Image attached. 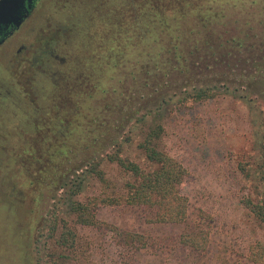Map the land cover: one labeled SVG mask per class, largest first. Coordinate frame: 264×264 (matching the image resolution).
Returning a JSON list of instances; mask_svg holds the SVG:
<instances>
[{"label":"rangeland","instance_id":"rangeland-1","mask_svg":"<svg viewBox=\"0 0 264 264\" xmlns=\"http://www.w3.org/2000/svg\"><path fill=\"white\" fill-rule=\"evenodd\" d=\"M203 8L218 14L199 13ZM155 14L176 26L175 34L188 36L177 42L180 47L197 39L209 19L213 30L223 26L229 35H264V0H41L16 45L0 57V264H256L248 255L256 242L264 245V222L255 221L241 199L253 190L247 179L263 163L264 83L240 73L193 74V83L224 82L231 94L180 102L181 87L172 86L173 96L159 110V147L186 170L179 185L187 199L183 222L151 221V211L141 206L97 203V223L81 225L57 209L52 182L39 180L37 171L48 167L62 140L54 132H81L92 112L105 114L109 96L102 88L114 90L115 98L135 96L141 88L146 67L140 64L152 62L167 41ZM140 16L143 40L136 34ZM20 45L23 52L17 54ZM242 82L260 90L249 94L259 97L260 126L238 96ZM124 84L129 91L120 96ZM114 125L127 129L122 118ZM125 154L143 164L135 152ZM102 169L108 187L89 180L79 200L111 195L127 179L115 164ZM51 214L74 233L70 249L55 247L47 236ZM59 230L58 223L54 235ZM199 230L208 237L203 250L179 241L181 233ZM130 233L142 241H129Z\"/></svg>","mask_w":264,"mask_h":264},{"label":"trees","instance_id":"trees-1","mask_svg":"<svg viewBox=\"0 0 264 264\" xmlns=\"http://www.w3.org/2000/svg\"><path fill=\"white\" fill-rule=\"evenodd\" d=\"M205 11L211 10L203 8L199 13ZM210 13L213 15L217 12ZM155 15L167 41L156 49L152 62L140 64L141 67H146L142 69L146 77H143L142 83L139 84L141 88H136L135 96L131 93L130 97L115 98L114 90H110L113 92L110 94L108 89L102 88L105 96H109V99H105L102 109L105 114L92 112L81 132L57 129L54 134L62 140L55 146L54 156L50 159L48 167L37 171L42 176L39 180L47 178L52 182L57 209H64V214L72 215L74 221L81 225L94 226L97 223L94 216L97 203L141 206L151 211V221L183 222L187 215V199L180 193L179 185L186 175V170L180 161L159 147V139L163 133L159 110L162 104L167 103L166 96H173L168 92L169 88L177 85L181 87L176 94L180 102H200L219 94H231V91L224 82L193 83V74L240 73L251 83H264V35L258 38L245 31L242 34L229 35L223 26L220 30H213V19H209L206 23L203 22L201 28L204 31L197 32V39L180 47L177 42L187 39L188 36L175 34L176 26L162 19V16ZM138 19L135 20L136 34L139 35L138 38L144 39L145 17L140 16ZM218 23L216 20L215 25ZM208 29L209 34H204ZM109 87L111 88V85ZM236 87L241 92L238 96L245 101L251 116L258 121L257 126H260L262 111L257 102L259 97L249 96L253 91L260 92L259 88H250L245 82ZM119 88V95L125 96L129 91V84L126 88L125 84ZM150 103L151 105L144 107ZM121 118L127 125L125 132H120L121 125L120 128L115 126L117 124L114 125L121 121ZM261 137L264 143V130ZM127 151L135 152L143 164L129 158L125 154ZM262 162L256 166L258 174L247 179L249 187L253 190L241 199L243 208L257 222H264V152ZM104 164H115L127 179L123 180L111 195L79 200L77 196L89 180H97L108 187L109 181L102 169ZM243 167L239 166L240 169ZM57 216L51 214L50 219H47V236L52 239L55 247L70 249L74 244V233ZM58 223L60 230L54 235ZM127 236L129 241H142L141 236L136 233ZM207 240V233L201 230L179 235L182 244L197 251L206 247ZM251 248L249 259L253 263L264 264V245L256 242Z\"/></svg>","mask_w":264,"mask_h":264},{"label":"flooded vegetation","instance_id":"flooded-vegetation-1","mask_svg":"<svg viewBox=\"0 0 264 264\" xmlns=\"http://www.w3.org/2000/svg\"><path fill=\"white\" fill-rule=\"evenodd\" d=\"M41 0H11V18L7 21L0 22V57L7 51L6 49L16 45L15 41L24 23L29 16L37 9ZM16 12V14H15ZM23 14L21 19L14 23V19L18 14ZM23 46H17L15 52L20 54L23 52ZM19 62H22V56L18 57ZM66 79V78H65Z\"/></svg>","mask_w":264,"mask_h":264},{"label":"water","instance_id":"water-1","mask_svg":"<svg viewBox=\"0 0 264 264\" xmlns=\"http://www.w3.org/2000/svg\"><path fill=\"white\" fill-rule=\"evenodd\" d=\"M11 3V0H0V22L3 21H7L8 19L11 18V14H12V10H11V5H9ZM16 14V12H15ZM23 16V14H18L15 18H13L15 21L14 23H17V21L19 20V18L21 19V17Z\"/></svg>","mask_w":264,"mask_h":264}]
</instances>
